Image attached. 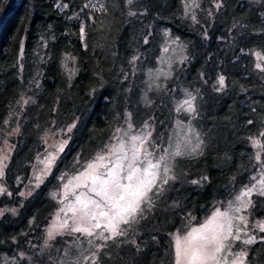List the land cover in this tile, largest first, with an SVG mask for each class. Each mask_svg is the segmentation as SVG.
<instances>
[{
  "label": "trees",
  "instance_id": "16d2710c",
  "mask_svg": "<svg viewBox=\"0 0 264 264\" xmlns=\"http://www.w3.org/2000/svg\"><path fill=\"white\" fill-rule=\"evenodd\" d=\"M183 2L0 0V144L14 130L0 208H18L17 214L5 211L0 217V264H51L50 254L35 253L57 206L51 191L76 155L85 158L109 141L123 114L130 111L137 122L135 103L145 100V92L153 100L154 109L147 112L157 133L164 103L177 102L183 92L197 94L195 123L206 147L202 156L178 160L177 181L140 224L141 252L120 238L119 247L110 242L101 250L98 264H163L167 231L185 226L190 215L198 221L250 180L257 169L250 138L264 143V72L253 55L264 54V0L259 5L202 0L195 23L183 16ZM208 7L212 12L206 16ZM174 53L181 62L159 90V83L146 77ZM220 76L225 84L217 89ZM22 98L28 99L24 107ZM48 127L71 128L68 144L44 182L31 195H21ZM254 201L251 220L264 217V197ZM65 244L57 237V254ZM250 251L253 264L264 262L262 243Z\"/></svg>",
  "mask_w": 264,
  "mask_h": 264
},
{
  "label": "snow or ice",
  "instance_id": "6c2138e0",
  "mask_svg": "<svg viewBox=\"0 0 264 264\" xmlns=\"http://www.w3.org/2000/svg\"><path fill=\"white\" fill-rule=\"evenodd\" d=\"M128 3L131 4L132 0H128ZM129 15L135 13L130 12ZM192 18L195 20V16ZM80 31L83 34L84 28L81 27ZM256 56L264 60V54L257 52ZM256 67L264 72V66L260 63ZM156 75L158 77L159 73ZM168 75L165 74V78ZM218 83L223 88L225 77L220 76ZM195 100L196 97L191 92H185V99L178 104L176 111L183 110L195 119L198 115ZM128 116L130 119L131 114ZM248 123L251 124L252 121L249 120ZM149 128L151 125L145 121L141 131L133 133V125L128 123V130H123V136L115 137L117 143L105 145V149L97 152L92 160L82 166V170L63 185L64 199L60 201L63 204L60 212L67 218L58 225L54 224L49 229L48 236L49 239H55L56 235H70L76 240V234H79L80 237L87 238L89 246L95 251L85 257V264L89 259L91 264H98L99 253L107 247L108 241L119 247L120 238H126L134 230V226L147 219L146 213H151L157 207L160 198L177 181L175 169L178 159L204 154L206 143L203 135L190 123L185 125L177 121V129L167 138L168 147L162 149L152 139V132L145 131ZM116 131L121 132L122 129L118 128ZM260 135L264 136V132ZM250 139L252 145L260 149L255 154V160L259 163L256 173L233 199L227 201L223 210L217 207L198 226L190 227L183 234L174 235V264H246L248 249H237L236 242L240 241L245 246L252 245L257 243V236L248 231V216L238 214L255 206L252 198L254 194L264 197V160L261 159L264 143L255 137ZM62 149L63 144L59 146V150ZM157 152L160 154L157 155ZM6 158L0 157V175H3V161ZM55 159L56 155L50 153L46 167L53 165ZM202 179L207 180L208 177L204 176ZM36 180L39 183L41 177L37 176ZM190 183L197 184L199 181L192 180ZM253 227L264 232V221H256ZM96 240L102 243L96 244ZM260 240L264 242V237ZM45 247H48L47 242ZM69 255V248H66L65 256ZM60 264H65V261L61 260ZM67 264H80V261L69 260Z\"/></svg>",
  "mask_w": 264,
  "mask_h": 264
},
{
  "label": "rangeland",
  "instance_id": "374dc122",
  "mask_svg": "<svg viewBox=\"0 0 264 264\" xmlns=\"http://www.w3.org/2000/svg\"><path fill=\"white\" fill-rule=\"evenodd\" d=\"M247 1L254 4V5L261 4V0H247ZM201 2H202V0H184V2H183V16L184 17L187 16L190 20L193 21V23L199 22V18H200L199 12H201V5H200ZM186 5H187V7H186ZM217 5H218V3H215V9H217ZM206 10L207 11L204 13V15L208 16L209 14H211V12H212L211 7H208ZM193 16H195V20H193V18H192ZM257 52H259V51H255L253 53V55L255 57V64L260 63L263 66L264 60L258 59V57L256 56ZM176 56L174 53V55H168L163 60L161 59L159 66H158V69H156L155 72H151V74H148V76L146 77L149 82L154 81V84L159 83V85H158L159 90L166 84V79L171 77V75H170L171 71L170 70H171L172 66H174V63L179 59L181 62V57L179 55H178V57H176ZM157 73H159L158 77L156 75ZM165 74H169L167 76V78H165ZM215 84H217V89H222L218 83V80H217V83H215ZM147 93H149V92L144 93L143 98L145 100L142 103H135V106L138 110V112H137L138 118L135 119V120H137V122L134 123V120H133L135 117L134 115H131V117L129 119L128 114L130 113V111H127L125 114H123V117H121L119 119L118 125L113 130L109 141L105 145L117 143V140L115 139V137L123 136V130H128V123H131L133 125V129L131 131L133 133H135V132H140L141 129L143 128L145 121H147L151 125V128L145 129V131H151L152 132V139L155 140L157 146L161 149L168 147V144L166 142L167 138L169 135H171L173 133L174 129H177V121H181L185 125L190 123L193 128H195L198 132H200V130L198 129V126L195 123L196 119H192L191 116L188 115L187 113H185L183 110H181L180 112L176 111V107L178 106V104L185 99V92H183L180 99L175 103H170L171 104L170 106H168L167 103L162 102V103H164V108H163L164 109V112H163L164 116H163V119L161 121H159L161 133L159 131L157 133L155 121L152 118L153 116H151L147 112V108H150L151 110L154 109V106L152 105L153 100H152V98L151 99L148 98ZM191 93L195 97L197 96V94H194V92H191ZM146 100L150 101V103H146ZM27 102H28L27 98H22V100L20 102V106L24 107L25 104H28ZM194 103L196 104V106L198 108V103L196 100L194 101ZM118 128L122 129V131L117 132L116 130ZM13 134H14V130L7 132L5 138L2 140V143L0 144V157H7L3 161V175H0V189H3V191H0V195L7 191V186L5 185V182H4V171H5V167L7 165V162L9 160V157L11 155V152L13 150V144L9 140V138ZM68 134H69L68 129H65V131L61 130V129L54 130L52 127H48L43 131V133H42L43 149L37 154L34 162L32 163L30 177L28 179V186H27L26 190L23 192L24 196L31 195L42 184V182H44V180L51 173L54 165L56 164V162L58 160V158L60 157V155L62 154V152L64 151V149L66 148V146L68 144V141H69V135ZM202 135H203V138H204L205 143H206L207 142L206 137L204 134H202ZM256 139H259L261 141V143H263L262 139H260V138H256ZM193 140H194V138H193ZM61 144H63V149L59 150V146ZM251 144H252V141H251ZM105 145L102 148H100L99 150L87 155L85 158H82L79 154L76 155L74 160L71 162V165L66 169L65 175L62 176L63 179L61 180L60 185L57 186L56 189L54 188L50 193V197L52 199H54L57 206H56V209L53 211L51 218L48 221V224L42 230L41 244H39L40 247L38 248L37 252H35V253L38 254L39 256H41V254L44 252H45V254H50V257L52 260L51 264H60L61 260L65 261V264H67V261L74 260V259H79L80 262L81 261L85 262V257H89L91 255V252L95 251L94 248L89 246V244L87 242V238L80 237L79 234H76V236L78 237V239H76V240H74L73 236H70V235H63V236L56 235L55 239H49L48 231L50 228L53 227L54 224L58 225V224L62 223L64 219L67 218V217H65V214L63 212H60V209L63 207V204H61L60 201L64 199L63 185L69 179H71L74 175H76L78 173V171L82 170V166L86 162L92 160L97 152L105 149ZM255 151L256 152L260 151V149L255 148ZM50 153H54L56 155V159H55V162L53 165L46 167V161H47V158H48ZM262 153L263 152H261V157H262ZM159 154L160 153L157 152V155H159ZM185 158H190V156L185 157ZM255 162H256V168L258 169L259 163L256 160H255ZM257 169H256V171H257ZM175 171H176V175L179 176L180 168L178 167V165H176ZM256 171L253 173V175L256 173ZM37 176L41 177V180L39 183L36 180ZM250 181H251V178L246 184H248ZM241 187H239V189L233 194V196L229 200L233 199L234 195L240 190ZM255 196L256 195L254 194L252 197L253 200H254ZM229 200L216 202L214 204L213 208L211 209V211L209 212V214H207L204 217L199 218L198 221L194 222L192 219L193 218L192 215H190L189 221H188V223L185 224V226H183L182 228L176 229V231L174 233L167 231L166 235L169 238L168 253L166 254V260L163 264H174V238L173 237L175 234H178V233L183 234L186 231H188L190 227L198 226V224L200 222H203L206 217L210 216L215 211V209L217 207H219V208H221V210H223V208H225L227 206V201H229ZM64 203H68V201H64ZM255 207H258V205ZM259 208H262V206H259ZM251 209L252 208H249L246 212H241L238 215H247L248 216V223H249L248 231H249V233L251 235H256L257 236V243H262L264 246V242H261V240H260L261 237H264V232H260L259 229L253 227V225H255L256 221H258V220L264 221V217L260 218V219L251 220V217H250ZM5 211H10L13 214H17L18 208H13V209L0 208V217ZM58 213H59V215H58ZM151 213H146L147 218H148V216H150ZM70 215H71V213L68 214V216H70ZM30 223H32V222L30 221ZM141 223H142V220H141L140 224ZM237 223H239V222L237 221ZM140 224L134 226V230L129 233V235H134L135 237L131 238V236L129 237V235H128L126 238H123V240H122V242H124L126 244L131 243L132 246L135 247L132 250V251H134V253H139L144 248L142 242H140L138 240V236H140L139 233H140V229H141ZM170 224H174V221H170ZM241 236L243 239V234H241ZM57 237L61 238L62 241H66V244H65L66 246L61 247L59 254L56 253V252H58V249L54 245L55 241L57 240ZM132 241H135V243H132ZM45 242H47L48 247H45ZM110 242L111 241H108L107 247L109 246ZM95 243L101 244L102 241L96 240ZM257 243L245 246L240 241L236 242L237 249L238 248H244V247H247V249H248V257L246 259V264H253L252 260L250 259V256H253V255L251 254L250 250H251V247L255 246ZM140 244H142V246ZM107 247H105V248H107ZM66 248H69V252H70L69 256H65V249ZM105 248H103V249H105ZM55 257H56V259H55ZM87 262L90 263L91 260L89 259ZM260 264H264V262L263 263L261 262Z\"/></svg>",
  "mask_w": 264,
  "mask_h": 264
},
{
  "label": "flooded vegetation",
  "instance_id": "af4514ba",
  "mask_svg": "<svg viewBox=\"0 0 264 264\" xmlns=\"http://www.w3.org/2000/svg\"><path fill=\"white\" fill-rule=\"evenodd\" d=\"M263 263V262H262Z\"/></svg>",
  "mask_w": 264,
  "mask_h": 264
}]
</instances>
